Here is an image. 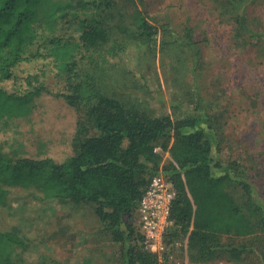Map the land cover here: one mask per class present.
Listing matches in <instances>:
<instances>
[{
  "label": "rangeland",
  "instance_id": "374dc122",
  "mask_svg": "<svg viewBox=\"0 0 264 264\" xmlns=\"http://www.w3.org/2000/svg\"><path fill=\"white\" fill-rule=\"evenodd\" d=\"M79 1L45 0L33 25L40 26V37L27 50L34 57L17 64L11 80L0 81V90L7 94L33 93L24 103L26 116L2 105L3 151L15 158L56 163L74 157L82 142L96 135L84 105L100 97L154 118L195 117L200 119L197 127H214L220 160L239 168L264 213V41L241 36L226 0H114L100 15L107 41L90 49L77 46L76 75L65 74L48 42L67 41L74 24L65 14ZM242 1L249 29L264 34V0ZM141 18L158 29L151 48L135 41ZM187 32L195 59L181 43ZM121 45L122 50L109 53ZM66 94L78 98L76 108L65 101ZM227 191L240 211L257 222L238 186L230 185ZM132 223L137 229L138 220ZM0 233H15L27 244L20 252L22 264H123L121 246L112 241L90 204L44 201L36 191L12 189L0 209ZM222 245L245 246L246 251L237 259L195 261L176 245L168 247L161 264H264L262 232L248 238L223 237Z\"/></svg>",
  "mask_w": 264,
  "mask_h": 264
},
{
  "label": "trees",
  "instance_id": "16d2710c",
  "mask_svg": "<svg viewBox=\"0 0 264 264\" xmlns=\"http://www.w3.org/2000/svg\"><path fill=\"white\" fill-rule=\"evenodd\" d=\"M113 1L80 0L65 14L71 17L74 30L66 42L62 38L48 42L61 72L76 75L73 51L77 46L90 49L107 41L106 23L100 15L111 8ZM226 2L241 36L264 41V34L247 26L245 2ZM44 4L45 0H0V81L11 80L13 68L34 57L27 50L40 37V26L33 25ZM55 12L51 11L53 15ZM91 12H95L93 17L88 16ZM157 34V27L141 18L135 41L151 48ZM184 37L182 45L194 54L191 33ZM120 49L122 45L114 46L109 53L116 54ZM32 94L18 96L0 90V110L4 104L6 110L26 116L24 103L31 101ZM63 97L71 106L79 105L76 96ZM84 108L96 135L84 140L78 153L62 163L15 158L0 147V209L6 206L12 189L36 191L44 201L93 205L99 223L121 246L123 264H159L155 255L144 250L143 237L132 219L138 220L143 192L151 178L162 171L175 192L170 211L173 226L165 235L167 247L178 243L195 261L237 259L246 247L227 249L222 245L223 237L248 238L264 233V213L255 203L250 184L237 166L225 165L219 158L214 127H197L200 119L195 117L154 118L102 97ZM203 117L209 121L207 115ZM233 184L251 202L257 222L240 211L227 191ZM26 247L15 233H0V264H22L20 252Z\"/></svg>",
  "mask_w": 264,
  "mask_h": 264
},
{
  "label": "built area",
  "instance_id": "2783aa9c",
  "mask_svg": "<svg viewBox=\"0 0 264 264\" xmlns=\"http://www.w3.org/2000/svg\"><path fill=\"white\" fill-rule=\"evenodd\" d=\"M155 151L158 153L157 150ZM174 197L175 192L171 181L160 171L151 178L137 208L138 229L143 237L144 250L155 255L159 264L165 261L167 255L165 235L173 226L170 211ZM176 245L180 246L178 243L174 246ZM169 259L172 260L173 256Z\"/></svg>",
  "mask_w": 264,
  "mask_h": 264
}]
</instances>
